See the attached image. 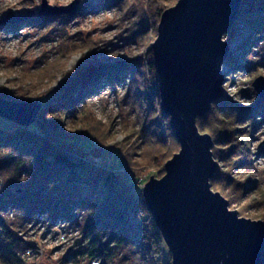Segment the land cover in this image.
Masks as SVG:
<instances>
[{
  "label": "rangeland",
  "instance_id": "obj_1",
  "mask_svg": "<svg viewBox=\"0 0 264 264\" xmlns=\"http://www.w3.org/2000/svg\"><path fill=\"white\" fill-rule=\"evenodd\" d=\"M176 1L46 0L52 7L67 10L40 16L42 0H0V22L10 14L22 18L0 24V96L53 107L61 97L68 98L69 91L75 95L91 80L118 70L113 81L99 85L74 108L64 114L41 110L30 126L90 166L112 169L140 193L150 176L164 174L165 162L179 151L170 134L169 118L159 115L160 99L146 68L157 35V8L167 9ZM239 14L223 36L230 45L228 54L234 57L231 66H223L226 100L222 103L229 104V109L221 110L219 105L211 109L198 129L211 136L218 164L217 179L209 180L210 189L219 192L239 216L264 221V99L252 87L255 78L264 77V23L248 21L264 16V0H242ZM154 124L161 126L159 136H153ZM17 126L0 118L4 131ZM7 160L0 157L2 201L28 184L26 174H18L15 162ZM82 192L79 200L88 198L87 190ZM39 195L41 200L62 198L52 187ZM11 208L1 215L11 220L7 223L10 233L26 245L23 252L15 249L22 264H102L82 253L80 229L74 223L53 213L32 214L29 220L16 222V206ZM145 242L155 264H171L163 241L147 238ZM7 244L0 241L1 246Z\"/></svg>",
  "mask_w": 264,
  "mask_h": 264
},
{
  "label": "water",
  "instance_id": "obj_2",
  "mask_svg": "<svg viewBox=\"0 0 264 264\" xmlns=\"http://www.w3.org/2000/svg\"><path fill=\"white\" fill-rule=\"evenodd\" d=\"M242 0H177L165 9L151 45L160 106L179 144L160 178L150 176L141 194L161 234L171 264H264V221L238 215L210 189L216 172L212 139L196 120L222 97L230 45L223 39L239 20ZM66 7L42 0L38 15ZM10 14L0 24L21 21ZM264 99V77L252 82ZM45 105L0 96V118L28 127Z\"/></svg>",
  "mask_w": 264,
  "mask_h": 264
},
{
  "label": "trees",
  "instance_id": "obj_3",
  "mask_svg": "<svg viewBox=\"0 0 264 264\" xmlns=\"http://www.w3.org/2000/svg\"><path fill=\"white\" fill-rule=\"evenodd\" d=\"M157 9L160 15L165 10ZM263 19L264 16H257L248 21L262 25ZM233 58L228 54L224 63L231 66ZM146 68L151 75L154 93L159 97L153 55L146 63ZM117 74L118 70H115L110 75L98 76L99 79L91 80L92 82L83 86L77 94L73 95L69 91L68 98L61 97L58 104H53V107L51 105L52 108L45 105L42 110L48 111L50 108V113L64 114L67 109L74 108L77 101L90 97L99 85L113 81ZM225 100V96H222L212 103L210 110L219 105L221 110L227 111L229 104L222 103ZM234 107H237L236 103ZM159 115L169 118L163 113L161 106ZM201 118L196 120L197 128ZM146 125L144 127H147ZM152 126L153 136H159L161 126ZM170 134L174 138L171 130ZM174 140L176 141L175 138ZM0 157L8 159L7 161L13 160L17 173L23 171L28 180L25 189L19 188L5 201L0 200V234L8 236L0 237V241L8 243L5 246L0 245L1 263L22 264L15 249L23 252L26 245L10 233V224L7 223L11 220L7 221L6 217L1 215L5 210V213H8L12 206H16V222L29 220L32 214L53 213L58 219L74 223L79 227L82 238L78 244L88 259L100 260L102 264H112L116 260L126 261L127 264H155L150 246L145 240L149 238L155 243L163 240L141 192L136 193L127 179L119 178L108 167L90 166L81 158L66 153L47 137L33 132L31 126L18 125L14 131H4L0 128ZM216 177L215 172L210 180H216ZM47 187H52L62 198L41 200L39 193ZM84 190H87L88 198L79 200ZM143 215L145 218L142 219Z\"/></svg>",
  "mask_w": 264,
  "mask_h": 264
},
{
  "label": "built area",
  "instance_id": "obj_4",
  "mask_svg": "<svg viewBox=\"0 0 264 264\" xmlns=\"http://www.w3.org/2000/svg\"><path fill=\"white\" fill-rule=\"evenodd\" d=\"M26 253H29V251H28V250H26Z\"/></svg>",
  "mask_w": 264,
  "mask_h": 264
},
{
  "label": "clouds",
  "instance_id": "obj_5",
  "mask_svg": "<svg viewBox=\"0 0 264 264\" xmlns=\"http://www.w3.org/2000/svg\"><path fill=\"white\" fill-rule=\"evenodd\" d=\"M12 2H15V0H12Z\"/></svg>",
  "mask_w": 264,
  "mask_h": 264
}]
</instances>
